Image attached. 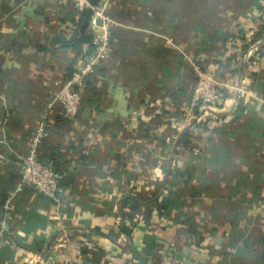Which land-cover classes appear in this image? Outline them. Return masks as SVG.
Masks as SVG:
<instances>
[{"label":"crops","instance_id":"1","mask_svg":"<svg viewBox=\"0 0 264 264\" xmlns=\"http://www.w3.org/2000/svg\"><path fill=\"white\" fill-rule=\"evenodd\" d=\"M106 1L111 52L68 120L88 12L0 0V264H264V0ZM195 65L228 104L192 126ZM42 124L58 203L17 190Z\"/></svg>","mask_w":264,"mask_h":264},{"label":"built area","instance_id":"2","mask_svg":"<svg viewBox=\"0 0 264 264\" xmlns=\"http://www.w3.org/2000/svg\"><path fill=\"white\" fill-rule=\"evenodd\" d=\"M73 7L78 12H88L90 19V45L79 57L73 73L62 83L56 97L63 108V116L75 120L78 116L81 91L85 88L90 76L104 63L111 52L110 26L112 20L106 13L108 2L101 0H72ZM253 51H258L256 46ZM253 51L248 57H257ZM196 82L191 98V107L196 112L195 125L205 124L208 120L221 119L227 108L228 98L224 93V82L219 73L210 66H194ZM237 89V88H236ZM241 88H238L240 92ZM45 136V124H42L31 139V147L27 156L21 160V178L17 190L34 188L39 194L59 202L57 192L60 180L64 174L61 171L44 165L37 156L38 147ZM2 141H0L1 143ZM9 200L5 203V208ZM255 208H264V200L257 202Z\"/></svg>","mask_w":264,"mask_h":264}]
</instances>
